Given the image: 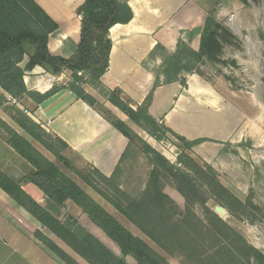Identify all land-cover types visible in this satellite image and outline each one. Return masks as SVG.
I'll return each mask as SVG.
<instances>
[{
  "label": "trees",
  "instance_id": "1",
  "mask_svg": "<svg viewBox=\"0 0 264 264\" xmlns=\"http://www.w3.org/2000/svg\"><path fill=\"white\" fill-rule=\"evenodd\" d=\"M237 1L241 4L248 2ZM77 13L80 16V41L73 55L62 58L50 53L47 48L48 36L57 26L33 0H0V90L16 100L27 96L34 102L41 103L62 87L53 86L43 95L29 92L23 82L24 73L35 66H40L53 75L67 71L70 73L67 88L75 98L96 110L128 140V144L110 176L93 168H89L91 174L83 173L69 163L65 156L68 146L61 139L45 132L17 108L9 106L6 111L11 115L14 125L49 153L55 162L44 156L32 142L0 122L8 145L32 167L29 183L42 193L45 206L32 199L19 181L2 171L0 189L25 209L40 227L63 242L87 264H127L125 258L128 256L134 259L135 264H165L166 260L92 199L70 174L79 178L156 247L168 254L172 253L169 247H176L191 264H248L250 258L256 264H264V256L259 251L248 245L240 234L207 208L206 194L210 193L216 203L236 219H247L252 216L251 211L257 213L260 208L248 198L245 201L237 198L221 184L219 174L211 166L202 161L196 162L185 152L204 140L186 141L148 114L156 88L171 83H179L185 88L186 75H200L198 67L204 60L214 62L218 59L223 50L220 33L225 32V28L217 22L212 12H208L200 30L197 51L182 40H177L173 52L156 44L143 65L147 68L148 63L157 59L161 61V65L154 72L152 89L143 102L132 109L130 102L123 99L120 90H106L101 83V77L108 68L111 49L109 30L117 24H128L132 19L131 9L120 0H84ZM25 57L27 62L22 66ZM83 85L100 91L107 102L127 117V121L115 117L88 94ZM4 101L5 98L0 96V106ZM131 126L145 132L156 142L163 141L170 135L182 143L183 150L178 154L176 164H171L144 142ZM136 145L147 155L152 169L144 188L132 197L124 194L119 181L123 166L135 155ZM57 162L68 166L71 173L61 170ZM163 180L169 182L183 198L182 209L163 192ZM66 203L76 206L82 215L116 244L120 255L113 253L83 228L76 218L71 216L60 220L59 211L64 209ZM196 205L202 209L203 219L195 214ZM0 207L56 259L63 264H77L1 198ZM210 236L217 242L209 251H204L206 238Z\"/></svg>",
  "mask_w": 264,
  "mask_h": 264
},
{
  "label": "crops",
  "instance_id": "2",
  "mask_svg": "<svg viewBox=\"0 0 264 264\" xmlns=\"http://www.w3.org/2000/svg\"><path fill=\"white\" fill-rule=\"evenodd\" d=\"M33 1L57 26V29L48 36L49 52L62 58H69L80 41L81 26L77 9L84 0ZM120 1L125 2L131 9L132 19L128 24H117L109 30L111 49L108 68L101 77V83L106 90H120L123 99L130 102L132 109H136L152 89L154 72L161 65V61L157 59L148 63L147 68L144 67L143 64L150 51L156 44H160L167 51L173 52L177 40L189 43L192 49L197 51L200 30L211 1ZM26 62L25 57L22 66ZM50 77L52 81L48 80ZM23 82L27 91L40 95L50 91L53 86L62 87L41 103H36L27 96L17 100L20 107L29 112V118L32 121L68 146L65 156L67 158L69 155L72 158L71 162L75 167L93 168L107 177L110 176L128 140L104 120L96 110L75 98L67 88L70 73L62 71L53 75L44 68L35 66L24 73ZM218 84L204 81L197 74L186 75L185 88L179 83L156 88L148 108V114L154 120L186 141L204 140L193 147L192 152L207 163L210 159L206 155L201 156V150L206 151L207 147L211 149L221 147L223 143L232 144L239 141L237 135L246 124L245 116L217 87ZM83 88L115 117L121 121H127V117L107 102L100 91L88 85H83ZM0 96L6 98L8 95L0 90ZM8 107L4 103L0 106V122L19 134L11 115L6 111ZM206 123H212L218 128L208 137L202 135L201 132V128ZM131 128L134 129V126ZM23 137L27 140L29 138L27 135ZM214 149L220 151V148ZM0 171L13 180L19 181L25 192L39 204L45 203L42 193L32 183H29L33 172L32 167L8 145L6 133L1 126ZM34 187L37 189L35 196L32 195ZM28 189L31 195L27 192ZM0 198L32 225L38 224L25 209L1 189ZM65 205L71 207L72 212L81 214L80 210L71 203ZM0 264L63 263L21 229L0 207Z\"/></svg>",
  "mask_w": 264,
  "mask_h": 264
},
{
  "label": "rangeland",
  "instance_id": "3",
  "mask_svg": "<svg viewBox=\"0 0 264 264\" xmlns=\"http://www.w3.org/2000/svg\"><path fill=\"white\" fill-rule=\"evenodd\" d=\"M210 1L208 12H212L217 22L225 28V32L220 33L223 50L216 61L207 62L204 60L198 67L200 73L198 76L204 81L219 83L217 87L226 94L227 98L230 99L229 101L245 116L246 124L237 135L239 141L232 144L223 143L221 147H214L216 149L220 148V151H215L213 147L211 149L205 148L206 151L201 150V156L206 155V157H209V163L196 156L192 149L185 150V152L196 162L201 163L200 161H202L211 166L219 174L221 184L237 198L242 201L248 198L253 205L260 208L257 213L251 211L252 216L247 219H236L225 208L217 204L210 193L206 194L207 208L240 234L248 245L264 256V0H248L246 4H241L237 0ZM203 126L201 132L205 137L210 136L218 129L212 123H206ZM16 129L19 134L25 136L18 128ZM133 130L171 164H176L177 156L183 150L182 143L170 135H167L165 140L156 142L148 135L141 133L137 127L134 126ZM30 142L32 141L30 140ZM32 144L49 160L55 162L54 158L43 148L36 143L32 142ZM67 159L74 166L69 155H67ZM57 165L65 173H71L68 166L59 162H57ZM77 169L83 173L91 174L88 167L80 169L78 167ZM151 169L152 166H150L147 155L143 153L139 145H136L135 155L123 166V174L119 181L124 194L133 197L139 190H142L146 185ZM70 175L92 199L113 215L128 231L159 252L165 258V264H191L176 247H169L171 254L160 250L90 187L75 175ZM93 177L96 178L94 175ZM161 184L163 192L182 209L184 201L180 194L166 180H163ZM32 190V195L36 194L37 189L34 187ZM27 192L29 193L30 189ZM40 204L45 206L44 202ZM212 206L214 209H212ZM70 208L64 204V209L59 211L60 220L63 221L71 216L76 218L83 228L97 237L113 253L120 255L116 244L94 226L85 215L76 214ZM75 208L77 207L75 206ZM218 208L222 211H216ZM194 212L203 219L202 209L198 205L194 207ZM35 226L77 264H87L46 229L36 223ZM215 242L217 241L214 237H207L204 251H209ZM125 261L127 264H135L134 259L129 256L125 258ZM248 264H256V262L250 258Z\"/></svg>",
  "mask_w": 264,
  "mask_h": 264
},
{
  "label": "built area",
  "instance_id": "4",
  "mask_svg": "<svg viewBox=\"0 0 264 264\" xmlns=\"http://www.w3.org/2000/svg\"><path fill=\"white\" fill-rule=\"evenodd\" d=\"M48 80H49V81H52V77H50ZM4 105H8V106L15 107V108H17L19 111H21L24 115L30 117L29 112H28L26 109L20 107L19 102H18V100H16V99H13V98L7 96V97L5 98Z\"/></svg>",
  "mask_w": 264,
  "mask_h": 264
},
{
  "label": "bare ground",
  "instance_id": "5",
  "mask_svg": "<svg viewBox=\"0 0 264 264\" xmlns=\"http://www.w3.org/2000/svg\"><path fill=\"white\" fill-rule=\"evenodd\" d=\"M216 211H218V212H221V211H222V209H219V208H218V209H216Z\"/></svg>",
  "mask_w": 264,
  "mask_h": 264
}]
</instances>
